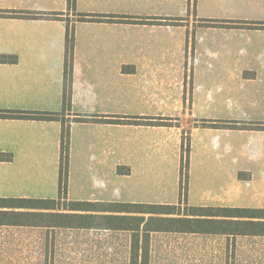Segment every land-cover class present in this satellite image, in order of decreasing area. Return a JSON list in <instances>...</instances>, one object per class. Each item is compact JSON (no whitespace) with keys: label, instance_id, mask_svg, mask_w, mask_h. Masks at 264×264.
Here are the masks:
<instances>
[{"label":"crops","instance_id":"obj_1","mask_svg":"<svg viewBox=\"0 0 264 264\" xmlns=\"http://www.w3.org/2000/svg\"><path fill=\"white\" fill-rule=\"evenodd\" d=\"M172 1L0 0V109L64 113L69 178L67 207L58 212L95 223L2 227L130 232L99 225L156 216L126 213L124 206L264 210V0H195L193 16L134 10ZM40 14L60 18L35 17ZM66 20L74 33L67 106ZM62 131L60 121L0 119V153L12 157L0 162V198L59 199ZM138 169L142 184L174 179V198L124 202V179ZM72 203L84 211H70ZM154 234L216 238L226 247L225 264L231 246L246 251L258 243L257 252H264L263 236ZM132 242L133 234L131 248Z\"/></svg>","mask_w":264,"mask_h":264},{"label":"rangeland","instance_id":"obj_2","mask_svg":"<svg viewBox=\"0 0 264 264\" xmlns=\"http://www.w3.org/2000/svg\"><path fill=\"white\" fill-rule=\"evenodd\" d=\"M195 5V0L184 2L176 0L165 8L152 7L134 10L142 14L193 16L197 12ZM140 172L138 169L136 176L124 179V202L144 201L158 204V202L174 198L176 188L174 179L165 183L142 184L145 179ZM183 183V190L182 184L181 186L178 184L177 192V201L181 203L187 200L186 175H184ZM62 207L66 208V204L58 203L57 208L62 210ZM61 221L48 220L46 222L60 223ZM42 222H45V219H42ZM105 223L101 222L99 227L113 228L123 224L117 222L115 225H108ZM131 235L130 232L116 231H66L0 226V264H132ZM216 240L211 237L174 234L151 235L149 264H225L220 262L223 258L220 255H224L226 247H220V243ZM250 244L252 246L247 249V245L243 246L246 251L236 248L237 245L235 248L231 246V258L226 264H264L262 257L264 252H257L260 250L258 249L259 244ZM260 246L262 248L264 243Z\"/></svg>","mask_w":264,"mask_h":264},{"label":"trees","instance_id":"obj_3","mask_svg":"<svg viewBox=\"0 0 264 264\" xmlns=\"http://www.w3.org/2000/svg\"><path fill=\"white\" fill-rule=\"evenodd\" d=\"M75 0H70L74 4ZM3 14H0V16ZM59 15H36V18L54 17ZM83 20H103L101 16H81ZM89 18V19H88ZM68 26L66 42V76H65V96L64 103L67 106L72 88V64L74 54V33L70 25V20H66ZM5 57H1L4 62ZM0 119L18 120H40V121H60L63 124L61 142V164H60V195L58 200L40 199H2L0 198V226H47L51 228H72L90 229L95 226L91 216L80 214L60 213L57 208L58 203L66 201L69 178V143L70 131L64 118V113L51 112H27L1 110ZM214 127L240 128L216 123ZM185 147V146H184ZM186 153L188 147L184 148ZM12 157L0 153V162L10 161ZM188 157H184L182 168V190L184 175H187ZM67 207V206H66ZM83 204L70 205V211H84ZM130 210L124 206L126 213L153 214L146 223L143 217H117L121 225L113 227L117 230L130 231L133 234L131 248L132 264H149L150 238L152 232L183 233V234H205V235H227V236H263L264 237V210L241 209V208H187L182 211L181 206H146L135 207ZM5 209V210H3ZM56 210V211H55ZM67 210V209H65ZM45 219V222H42ZM48 220H62L58 222H46ZM144 229L141 230L142 224ZM143 234V236H142Z\"/></svg>","mask_w":264,"mask_h":264}]
</instances>
